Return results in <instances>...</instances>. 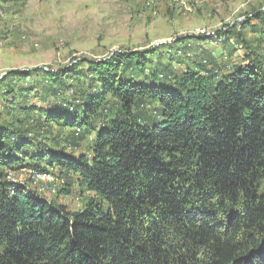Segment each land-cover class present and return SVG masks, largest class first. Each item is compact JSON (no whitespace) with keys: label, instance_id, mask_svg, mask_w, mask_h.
Instances as JSON below:
<instances>
[{"label":"trees","instance_id":"trees-1","mask_svg":"<svg viewBox=\"0 0 264 264\" xmlns=\"http://www.w3.org/2000/svg\"><path fill=\"white\" fill-rule=\"evenodd\" d=\"M195 39L0 79V264H264V70ZM19 170L92 197L68 210Z\"/></svg>","mask_w":264,"mask_h":264},{"label":"rangeland","instance_id":"rangeland-1","mask_svg":"<svg viewBox=\"0 0 264 264\" xmlns=\"http://www.w3.org/2000/svg\"><path fill=\"white\" fill-rule=\"evenodd\" d=\"M149 1L0 3V76L31 69L60 71L76 62H82L80 69L87 72L89 62L104 61L116 52L150 51L189 37L198 41L187 42L193 60L222 62L223 56L228 55L238 62L245 58L252 60L255 54L256 62L264 70V23L250 18L254 12L264 10V0H153L152 4ZM244 21L252 27L241 29ZM177 50L181 49L177 46ZM7 81L20 87L26 82L39 85L44 80L39 74L38 78L25 80L12 76ZM67 82L77 85L75 80ZM10 176L15 184L39 193L41 185L32 181L29 170L14 171ZM67 181L64 176V194L56 197L39 193V196L54 199L68 210H82L92 195L84 191L82 197L78 196L74 181Z\"/></svg>","mask_w":264,"mask_h":264},{"label":"bare ground","instance_id":"bare-ground-1","mask_svg":"<svg viewBox=\"0 0 264 264\" xmlns=\"http://www.w3.org/2000/svg\"><path fill=\"white\" fill-rule=\"evenodd\" d=\"M152 2H153V0L149 1L150 4H152ZM29 172H30V178L32 179V181L33 180H34V182L38 181V183L41 185V187L39 189V193L40 194L48 193L50 195H55L57 193V188L61 185L60 181H49V185H50L49 189H47V188L43 189L45 187V185H44V179L41 178V175H44V176L51 175V173L53 172L52 170L51 171H46V172H37V171H29ZM60 179H61L60 175L57 172H53V180H60Z\"/></svg>","mask_w":264,"mask_h":264},{"label":"built area","instance_id":"built-area-1","mask_svg":"<svg viewBox=\"0 0 264 264\" xmlns=\"http://www.w3.org/2000/svg\"><path fill=\"white\" fill-rule=\"evenodd\" d=\"M53 172H56V171H53ZM53 172L51 173V175H46V176L41 175V178L44 179V185H45V187L43 189H46V188L49 189V186H50L49 181H60V184L62 185V183H63L62 177L60 180H53ZM8 179L13 180L11 178H8ZM38 195H39V193H38Z\"/></svg>","mask_w":264,"mask_h":264},{"label":"water","instance_id":"water-1","mask_svg":"<svg viewBox=\"0 0 264 264\" xmlns=\"http://www.w3.org/2000/svg\"><path fill=\"white\" fill-rule=\"evenodd\" d=\"M3 76L1 75L0 78H2Z\"/></svg>","mask_w":264,"mask_h":264}]
</instances>
